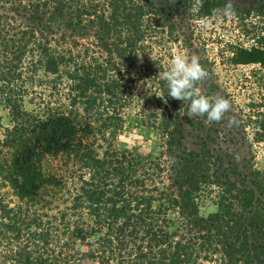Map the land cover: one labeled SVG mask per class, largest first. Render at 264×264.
<instances>
[{"label": "trees", "instance_id": "obj_1", "mask_svg": "<svg viewBox=\"0 0 264 264\" xmlns=\"http://www.w3.org/2000/svg\"><path fill=\"white\" fill-rule=\"evenodd\" d=\"M227 3L0 0V264H264V0L217 20ZM215 40L221 61L258 64L239 82L261 92L245 109L211 73L200 93L232 104L218 123L163 79ZM131 112L156 151L115 144Z\"/></svg>", "mask_w": 264, "mask_h": 264}, {"label": "rangeland", "instance_id": "obj_2", "mask_svg": "<svg viewBox=\"0 0 264 264\" xmlns=\"http://www.w3.org/2000/svg\"><path fill=\"white\" fill-rule=\"evenodd\" d=\"M239 2V0H234ZM241 3H246L244 1H241ZM219 32L222 34L224 33V38H233L235 34V30H219ZM207 43V50H203L201 45L197 43H194L192 47H189L183 51L184 56H192L193 54L198 56L201 63L204 65L205 69L208 71L209 74V80L214 81L215 79L211 77V73H216L217 78L215 83L220 85V87L226 86V91L229 93H233L235 100L244 106L246 109V104L248 101H251L252 99H259L261 96V92L256 84H251L249 81H241L243 76L248 75L252 69L258 68V64H239V65H231L228 63H225L224 60L221 61V55L217 54L219 53V49L223 42L219 41L216 42V40L211 43ZM212 47V48H211ZM177 54V53H176ZM251 80V78L249 79ZM251 99V100H250ZM28 108H30L29 105H27ZM0 113L3 116V122L6 124L8 121L6 117L5 110L0 108ZM242 135L243 137H252L253 135L251 133L248 134H242L238 130V134H236L235 137H239ZM192 142H197L196 139L192 137H185L183 140V144L187 147V149L191 150H197L198 147L194 145ZM242 142L243 145L237 146H229L231 150H233V153H236L237 157L245 156L247 155V147L248 140L245 139ZM159 143V137L157 133L141 124L139 117L131 112L126 115L124 128L123 130L117 135L115 144L119 148H135L141 153H148L153 152L157 150V146ZM222 142H220L221 144ZM222 146L224 147L223 143ZM213 208L212 206L208 205L204 207L202 210L205 212L211 211Z\"/></svg>", "mask_w": 264, "mask_h": 264}, {"label": "clouds", "instance_id": "obj_3", "mask_svg": "<svg viewBox=\"0 0 264 264\" xmlns=\"http://www.w3.org/2000/svg\"><path fill=\"white\" fill-rule=\"evenodd\" d=\"M201 2L202 0H196L197 6ZM233 2L234 0H229V3L218 10L217 20L235 16ZM212 26L211 21L201 20L202 29L210 30ZM208 76V71L199 57L194 54L191 57L181 54L174 55L169 70L163 73V79L166 81L168 88V96L182 102H188V117L205 116L207 122L218 123L231 111L232 104L220 94L209 99L200 93L198 85L206 81ZM238 123L239 121L234 116L229 118L230 125H238Z\"/></svg>", "mask_w": 264, "mask_h": 264}]
</instances>
